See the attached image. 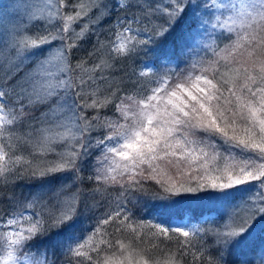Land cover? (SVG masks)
Here are the masks:
<instances>
[{"label": "snow or ice", "instance_id": "1", "mask_svg": "<svg viewBox=\"0 0 264 264\" xmlns=\"http://www.w3.org/2000/svg\"><path fill=\"white\" fill-rule=\"evenodd\" d=\"M64 6L65 0H45L34 14L42 33L18 31L0 44V72L8 66L0 79V202L7 200L11 208L7 215L0 212V264H57L33 244L52 233L60 264H183L189 254L199 264L205 245L198 247L191 238L204 240L202 232L212 237L208 264H227L231 248L244 245L254 220L264 216V0H251L220 25L230 44L195 73L180 78L153 65L131 76L121 73L118 82L110 78L117 60L133 58L147 45L164 44L186 9L199 4L126 0L119 7L129 14L114 22L119 30L107 59L98 56L99 62L90 66L85 60L73 66L67 58L85 37L89 21L79 31L73 28L71 36L69 27L103 6L98 0L76 3L74 14L64 13ZM50 44L54 47H46ZM33 57L37 60L28 72L12 78ZM41 105L47 107L34 115ZM109 105L112 114L101 115L99 109ZM93 150L88 177L93 183L83 191L82 169ZM158 161L175 166L176 175L186 178L174 183L172 176L167 182L156 179L164 171ZM192 171L199 174L191 176ZM25 174L41 182L28 200L19 202L10 185ZM147 179L156 180L169 194L160 198L173 206L181 199L170 197L191 195L196 202H224L228 211L210 230L141 220L127 204L132 203L129 194L145 192L142 181ZM116 186L113 197L109 188ZM5 189L13 196L2 195ZM100 199L106 207L96 215L93 201ZM37 206L38 211H30ZM84 213H91L95 223L81 230ZM155 248L163 258L150 254Z\"/></svg>", "mask_w": 264, "mask_h": 264}, {"label": "trees", "instance_id": "2", "mask_svg": "<svg viewBox=\"0 0 264 264\" xmlns=\"http://www.w3.org/2000/svg\"><path fill=\"white\" fill-rule=\"evenodd\" d=\"M74 1L78 2V0H65V6L63 7L66 11L71 12V14L73 12L69 9V6L72 5V2L74 3ZM79 1L80 3L87 2V0ZM11 2L15 3V0H10L8 1V3L6 1L4 4L0 3V24H2L1 26H4L6 28L15 30L13 32H17L16 30L18 28V25H15L17 23L15 17H17V15L19 16L20 11ZM123 2H126V0H98V3L103 7L91 10L89 15L83 17L80 21L77 20L75 22L76 25L74 28L77 31H79L81 25L85 20L91 22L92 26L87 30L83 39H79L76 41V47H72L69 51L67 58L71 61L73 66L80 60L87 61L86 66L93 65L94 63L99 62L97 57L101 55L105 59H107L108 48L115 41L116 32L119 30H114V22L117 19L122 18L126 14H129L119 7V5ZM164 2L165 0H151V3L153 4L166 5L167 3L164 4ZM185 2L187 3V0H185ZM229 2H231V5H234L236 7V11H238L241 7H243L244 4L250 3L251 0H230ZM229 2L227 0H192V3L199 4V7L186 9V14L179 22L176 31L172 33V35L164 44L159 45L155 48L152 45H147L133 58L117 60L115 62V68L113 69V75L110 78L118 82L121 79V73L126 74V76H131L134 71L139 72L142 69H151L153 68V65H155V68H158L161 73H168L169 75H174L175 77L180 78H183L188 73H195L198 70L199 65L205 64L210 60H214L216 58L215 52L219 49H223L225 45L230 44V41L227 39L229 34L224 29H220L219 21L216 20L217 17L225 12L227 7L225 6V4ZM30 5L37 7V4ZM105 8L107 9V11H105ZM16 10L17 12H15ZM235 14L236 13H234V15ZM201 20L203 21V23H200ZM68 35H72V30L69 31ZM182 35H188V39L186 41L181 40L180 37ZM208 41H210L209 44H207ZM98 45H101L102 47L98 49ZM51 46H53V44L46 45V47L48 48ZM165 56H167V59H164ZM34 58H32V61L25 62L24 60L20 68L12 73V78H18V76L27 73L28 69L32 67L33 62L35 61ZM165 66H167V69H165ZM7 71L8 66L5 65L4 71L0 72V79H2L6 75ZM100 74L101 72L99 71L95 73V75L97 76H99ZM105 74L107 75V73ZM151 75L152 72L149 73L148 78H150ZM73 77H75V73H73ZM26 80L27 77H25L24 80H19V83L25 84ZM99 84L104 85V81H99ZM5 90L11 91V89L7 88ZM104 90L105 89L102 87L101 94L104 92ZM5 99H7L9 103L17 102L14 98L6 97ZM46 107L47 105L38 106L33 110V114L39 115L40 112H42ZM91 111L92 110H89V115L91 114ZM99 111L101 115H104L105 113L111 115L112 105H109L107 108H101L99 109ZM65 116L71 118V113L65 110ZM93 158H96L95 150H93L88 160L84 162L85 178L86 176H88V172L90 171H88V169L91 167L90 163ZM86 165L90 167L87 168ZM195 173L194 176L199 174L197 171H195ZM157 178L159 180L167 182V180L164 178ZM180 179H182V177H179V180ZM174 180H177L176 177L174 178ZM40 182L41 181L39 179L31 178L27 174H25L23 177H18L14 182V185H10V187L14 186L15 188L14 199L19 202L28 200L31 195L37 191V186ZM142 182L145 185V192L135 193L134 195L129 194L132 197V203L127 204V206L132 208V211L139 219L143 220L146 218L149 220H153V218L151 217L152 210L167 201L161 199L160 197L168 196L169 194L163 193L160 189V186L154 179H147ZM86 185L88 186V183L84 181V186ZM118 191V186H116L115 188H109V192L113 197H116V193ZM2 195L13 196V193L8 189H5ZM105 195L107 196V194ZM138 198L140 199L136 202V199ZM170 198L173 199L172 197ZM178 198L192 199L194 197L191 195H184L182 198ZM143 202L145 204H142ZM125 203H127V201H125ZM133 204H135V207H133ZM105 207L106 200L100 199L98 200V205L93 211L96 215H100L104 212ZM10 210L11 208L7 200L0 202V212H3L5 215H7ZM20 210L22 211L23 208L21 207ZM32 210L38 211L39 206H37L35 209H31L30 211ZM85 215L86 213L80 215V217H85ZM193 215L194 216L190 218V222L193 224V226L195 225L201 227L202 229L210 230L221 223L220 218L216 220H213L210 217L205 218V216H203L200 211L195 212ZM161 217H163L162 214ZM79 220L84 223L86 219L84 220L79 218ZM164 220L167 223V226H170L168 223L171 222V218H167ZM258 221H261L264 224V216H258L253 223L256 224V222ZM94 223L95 221L91 219L90 214L85 223L86 229ZM202 235H204V240L197 241L195 238L191 239H193V243L198 247L200 245H205V255L200 256L199 264H208L206 250L207 247H211L212 237L210 234L207 235V233L205 232H202ZM54 236L55 233H52L48 237H45L43 240L38 238L36 241H33V244L34 246L35 244L40 246V248L38 249V251L40 252L46 250L49 259H54L57 261V264H60V261L62 259L61 251L59 247L55 246L56 240L53 239ZM122 238L125 239V242H127L126 236ZM150 243L151 242H149V245ZM164 243H172L173 248L176 247L174 242ZM149 245H145V247H149ZM233 250L235 251V246ZM241 252H245V256H241V253H238V255L236 254V256L235 254H233L235 256L234 259H232L233 262H230L231 260L229 259L231 258V256L228 253L226 255L227 264H242V262H244V264H264V231H261L258 235H255L250 240L246 241L245 249ZM150 254L163 258V253L161 252L160 248L150 249ZM238 257L239 259H237ZM183 264H196L195 257L191 254L184 256Z\"/></svg>", "mask_w": 264, "mask_h": 264}, {"label": "rangeland", "instance_id": "3", "mask_svg": "<svg viewBox=\"0 0 264 264\" xmlns=\"http://www.w3.org/2000/svg\"><path fill=\"white\" fill-rule=\"evenodd\" d=\"M0 1H1L0 2L1 4H4L6 1L8 3V1H10V0H0ZM227 1L229 2L230 0H227ZM33 2H36V3H33ZM44 2H45V0H15V3H18V4L11 2L20 11V14L18 13L19 16L17 15V17H15V20H17V23L15 25H18V28L16 30L17 32L18 31L24 32L26 29H31V31L33 33H42L44 31V28L41 27V25L35 23V21H34V14H39L38 10L42 8ZM76 3H80V1L79 0H78V2L74 1V3L72 2V5L69 6V9L73 12L72 14H74L78 10L74 6ZM166 3L168 4L169 0H165L164 4H166ZM30 4H37V7H34ZM225 6H227L225 12H223V14L220 15L219 17H217V19H216L217 21H219L220 29L222 28L220 25L224 21H226L229 16H233L234 13H237L236 7L234 5H231V2L225 4ZM15 12H17V10ZM63 12L66 14L71 13V12L66 11L64 8H63ZM89 13H88V15H89ZM80 20L81 19H79V21ZM75 22L76 21H73L70 24L69 31L75 27V25H76ZM60 23H61L60 21H57L53 25H51V27L53 29H56ZM1 25L2 24H0V44H3V43L8 42L9 40H11L13 35L16 32H13V31H15L13 29L6 28V27L1 26ZM91 26H92L91 22H89L88 29ZM5 29H7L8 31ZM117 29L118 28L114 24V30H117ZM115 40H116V37H115ZM210 41H208L207 44H209ZM56 43H60V41H57ZM52 47H54V45L49 47V48H52ZM50 55H51V53H50ZM34 59L36 61L37 57H35ZM27 61H29V60H25V62H27ZM165 69H167V66H165ZM37 70H39L38 67H37ZM53 71H55V69H53ZM157 163H160L161 167L164 169V171H163L164 173L162 172V174L160 176H157V177L164 178L168 181V176H172L171 182H173V183L176 182L177 180H179L180 176L176 175L175 166L170 165V166L165 167L163 162L158 161ZM180 164H181V167L184 168L183 167V166H185L184 163L180 162ZM86 167L89 168L90 166L86 165ZM144 167L147 168L146 165ZM193 167H195V166L193 165ZM84 168H85V165L83 166V169H82L83 183L81 185V188L83 191H89L90 190V184L93 183V181L88 179L89 175L92 173L91 172L92 168L90 167L88 169V171L89 170L90 171L88 172V176H86V178L84 177V175H85L84 174ZM200 171L202 172V170H200ZM194 173H195V171H192L190 173V175L194 176L195 174H197V173H195V174ZM146 175H147V173H146ZM175 177L177 179L176 181L174 180ZM184 178H186V177H182V179H184ZM84 181H86L88 183V186L87 185L84 186ZM172 198L173 199H180L178 197H172ZM139 199L140 198L136 199V202L139 201ZM93 203L96 206L98 205V201H93ZM142 204H145V203L143 202ZM193 210H195V211H193ZM208 210H210V211H208ZM197 211H200V213H202L203 216H205V218L210 217L213 220H216V219H219L222 215H224L228 211V205L224 202H215V201L196 202V201H194V198H192V199H181L180 203L175 204L173 206L170 204V200H167L166 202L162 203L160 206H158L152 210L151 217L153 218L154 221H156V220L162 221L165 226H167V223L165 222L164 219L171 218V222L168 224L172 227L179 226V227L192 228L193 224L190 222L191 221L190 218L193 217L194 216L193 214ZM90 214L91 213H86L85 217L79 216V218H81V219H84V220L86 219L84 223L81 222V224H80L81 230L86 229L85 223L87 221V218H89ZM161 214L163 215V217H161ZM261 231H264L263 222L258 221V222H256V224L253 223L252 227L250 229V234H248V236H247V241L250 240L253 236L258 235ZM207 235H209V234L207 233ZM245 246H246V243L242 246H235V251L233 250L234 247L231 248V250L229 252V255L231 256V258L229 259V260H231L230 262H233L232 259H234V257L236 256V254L238 255V253H241V256H245L246 253L241 252L245 249ZM35 248L38 250L40 248V246L35 244ZM233 254H235V256ZM237 259H239V257ZM242 264H244V262H242Z\"/></svg>", "mask_w": 264, "mask_h": 264}]
</instances>
